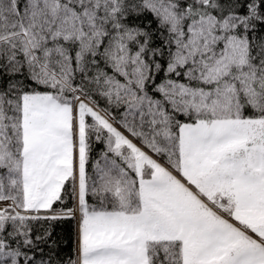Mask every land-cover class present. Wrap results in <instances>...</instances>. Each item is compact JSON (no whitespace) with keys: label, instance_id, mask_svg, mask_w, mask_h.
<instances>
[{"label":"snow or ice","instance_id":"snow-or-ice-1","mask_svg":"<svg viewBox=\"0 0 264 264\" xmlns=\"http://www.w3.org/2000/svg\"><path fill=\"white\" fill-rule=\"evenodd\" d=\"M0 202V264H264V0H0Z\"/></svg>","mask_w":264,"mask_h":264},{"label":"trees","instance_id":"trees-1","mask_svg":"<svg viewBox=\"0 0 264 264\" xmlns=\"http://www.w3.org/2000/svg\"><path fill=\"white\" fill-rule=\"evenodd\" d=\"M21 7H23V0H21ZM243 11V10H242ZM144 23H147L152 19L149 14L146 17L141 18ZM138 23L140 21H137ZM153 27H155V22H153ZM159 43V41H157ZM163 63V61H162ZM163 76V73L157 77V82H159L160 77ZM93 99L98 102L99 108L104 109L108 107L107 102L104 97L99 94H95ZM113 114H117L123 109L116 110L115 108L110 109ZM180 119H184V117H180ZM139 143L138 141H136ZM90 143V151H89V159L86 164V170L89 176H93L94 174V166L95 162L101 159V153L104 150V144L100 142H96L94 139L89 141ZM68 185L66 184L65 189L67 190ZM89 203L93 204L94 201L91 197L88 198ZM75 201L70 197H65L64 202H57L54 204L53 209L59 210L65 207H74ZM8 207V206H7ZM42 215L48 213H41ZM78 215L76 219H60L55 221H32L30 222V226L33 229V240L36 245V251L29 252V255H35L37 264L41 260H49L53 261V264H56L57 261H60L70 255H72L73 250L77 249L79 243V228H78ZM11 224L9 223L7 231H11ZM45 230L49 231L51 235L44 239L43 241H35L36 236H43ZM13 246L15 244L13 243ZM23 264V261H21Z\"/></svg>","mask_w":264,"mask_h":264},{"label":"rangeland","instance_id":"rangeland-1","mask_svg":"<svg viewBox=\"0 0 264 264\" xmlns=\"http://www.w3.org/2000/svg\"><path fill=\"white\" fill-rule=\"evenodd\" d=\"M4 204L10 205L11 202H6V203L0 202V208H4V207H2ZM78 228H79V225H78Z\"/></svg>","mask_w":264,"mask_h":264}]
</instances>
